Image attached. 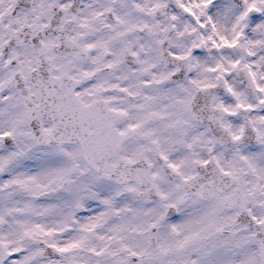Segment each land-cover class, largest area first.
<instances>
[{
	"label": "snow or ice",
	"instance_id": "6c2138e0",
	"mask_svg": "<svg viewBox=\"0 0 264 264\" xmlns=\"http://www.w3.org/2000/svg\"><path fill=\"white\" fill-rule=\"evenodd\" d=\"M0 264H264V0H0Z\"/></svg>",
	"mask_w": 264,
	"mask_h": 264
}]
</instances>
